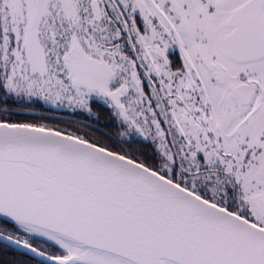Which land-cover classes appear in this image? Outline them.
Wrapping results in <instances>:
<instances>
[{"label":"snow or ice","instance_id":"6c2138e0","mask_svg":"<svg viewBox=\"0 0 264 264\" xmlns=\"http://www.w3.org/2000/svg\"><path fill=\"white\" fill-rule=\"evenodd\" d=\"M0 264H264V0H0Z\"/></svg>","mask_w":264,"mask_h":264},{"label":"flooded vegetation","instance_id":"af4514ba","mask_svg":"<svg viewBox=\"0 0 264 264\" xmlns=\"http://www.w3.org/2000/svg\"><path fill=\"white\" fill-rule=\"evenodd\" d=\"M61 117H66V116H63V115L61 114V115H60V118H61ZM67 118H68V117H67Z\"/></svg>","mask_w":264,"mask_h":264},{"label":"rangeland","instance_id":"374dc122","mask_svg":"<svg viewBox=\"0 0 264 264\" xmlns=\"http://www.w3.org/2000/svg\"><path fill=\"white\" fill-rule=\"evenodd\" d=\"M61 119H67V117H61Z\"/></svg>","mask_w":264,"mask_h":264}]
</instances>
